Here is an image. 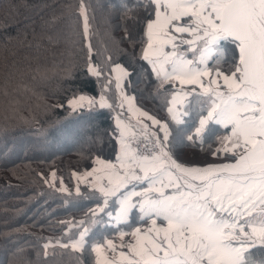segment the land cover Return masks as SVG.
Instances as JSON below:
<instances>
[{
	"label": "snow or ice",
	"instance_id": "obj_1",
	"mask_svg": "<svg viewBox=\"0 0 264 264\" xmlns=\"http://www.w3.org/2000/svg\"><path fill=\"white\" fill-rule=\"evenodd\" d=\"M16 10L0 4V18ZM115 10L122 35L106 32L101 53L90 0L41 6L48 40L71 43L84 59L37 66L32 81L17 80L15 53L5 47V147L11 122L38 123L23 116L21 93L38 95L51 75L73 91L44 107L68 119L37 129L33 147L51 152L67 141L85 154L87 145L90 160L73 173L75 197L62 181L58 190L74 208L91 206L79 220L59 222L62 238L44 243L43 255L51 246L55 257L59 246L79 253L75 264H264V0H123ZM145 97L162 100L164 114L136 105ZM86 130L94 134L86 138ZM193 147L203 160L181 158Z\"/></svg>",
	"mask_w": 264,
	"mask_h": 264
},
{
	"label": "trees",
	"instance_id": "obj_2",
	"mask_svg": "<svg viewBox=\"0 0 264 264\" xmlns=\"http://www.w3.org/2000/svg\"><path fill=\"white\" fill-rule=\"evenodd\" d=\"M11 2L17 5L16 12L7 21L0 18V86L4 80L5 47L10 53H15L9 59L17 62V80L32 81L33 77L39 76L35 71L37 66H51L53 60L60 62L83 63V52L79 48H74L71 43L61 40L59 43H51L48 40L50 29H41L39 16L41 6L45 4H56L62 0H0V4ZM123 0H90L94 7V26L98 32L94 43L101 53L108 43L105 33H109L113 39L118 40L122 35V19L118 18L115 6ZM135 2V0H131ZM44 15H51L48 8L43 9ZM33 21H36L33 25ZM36 27L37 35L32 34V27ZM114 78V75H113ZM63 82L50 75L49 79L40 82L38 95L31 92L21 93L20 109L25 117L35 116L38 123L31 125H16L10 123V134L5 140L0 133V264H22L28 260L31 264H52L53 260L59 264H75L79 253L61 249L57 246L56 256L43 255V245L49 240L62 238V233L58 230L60 221L75 218L79 220L89 206L87 200L80 201V207L71 206L64 203L63 197L68 193H62L63 186L71 189L72 197L75 192L74 172H82L86 165L90 163L86 155L87 145H84V153L81 148L71 142H62L58 149L51 152H40L33 147V142L38 136L37 129L43 128L50 131L56 122L66 120L68 117L63 109L46 110L44 105L59 103L64 96H70L73 91L71 84ZM91 87H95L93 84ZM142 87V85L140 86ZM98 89L93 94H97ZM136 105H143L160 115L164 113L157 107L162 103L159 98L153 100L145 97L135 101ZM65 106L66 103H65ZM119 111V109H117ZM105 116L104 126L112 123V117L107 115V109L102 110ZM3 123V96L0 93V124ZM23 128L21 135L19 129ZM94 134L85 131V137ZM8 152L7 157L4 153ZM184 160L195 162L205 158L204 152L199 148H185L181 157ZM53 170L55 180L51 183L50 178ZM47 178L48 183H44ZM81 189L84 185L80 186ZM14 237V240L6 241L5 237ZM19 246L22 253H13V247Z\"/></svg>",
	"mask_w": 264,
	"mask_h": 264
},
{
	"label": "crops",
	"instance_id": "obj_3",
	"mask_svg": "<svg viewBox=\"0 0 264 264\" xmlns=\"http://www.w3.org/2000/svg\"><path fill=\"white\" fill-rule=\"evenodd\" d=\"M114 78H115V73H114ZM125 108H127V105H125ZM128 119L131 121V123H133V124H135V122L138 120V119H140V117L138 116V114H136V113H129L128 114ZM74 179H75V177H74ZM81 185H84L83 183H81L80 184V186ZM75 186H77V181H76V179H75Z\"/></svg>",
	"mask_w": 264,
	"mask_h": 264
},
{
	"label": "rangeland",
	"instance_id": "obj_4",
	"mask_svg": "<svg viewBox=\"0 0 264 264\" xmlns=\"http://www.w3.org/2000/svg\"><path fill=\"white\" fill-rule=\"evenodd\" d=\"M54 180H55V178L51 175V178H50L51 183H53Z\"/></svg>",
	"mask_w": 264,
	"mask_h": 264
}]
</instances>
